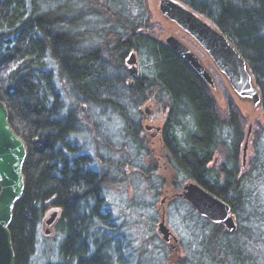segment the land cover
Instances as JSON below:
<instances>
[{"label": "trees", "instance_id": "1", "mask_svg": "<svg viewBox=\"0 0 264 264\" xmlns=\"http://www.w3.org/2000/svg\"><path fill=\"white\" fill-rule=\"evenodd\" d=\"M177 1L244 58L264 121V0ZM151 29L146 0H0V102L27 149L24 192L9 226L15 264H30L50 211L54 222L60 213L63 239L60 260L46 264H184L156 231L167 184L174 197L166 195V216L174 212L188 232L187 224L199 219L211 229L210 248L194 250L193 264L203 257L206 264H233V244L252 236L239 223L237 231L225 230L176 196L193 181L242 215L246 118L229 96L223 117L210 87ZM131 52L140 65L132 79ZM151 98L166 110L160 134L172 175L167 182L148 162L142 136L140 108ZM130 181L126 206L152 231L143 237L132 223L118 222L107 197V189ZM139 181H146L150 201Z\"/></svg>", "mask_w": 264, "mask_h": 264}, {"label": "rangeland", "instance_id": "2", "mask_svg": "<svg viewBox=\"0 0 264 264\" xmlns=\"http://www.w3.org/2000/svg\"><path fill=\"white\" fill-rule=\"evenodd\" d=\"M160 1L161 0H146L147 7L151 15V34L162 41L172 34L184 40L187 45L198 54L206 67L212 72L217 87L211 90L216 97L218 109L223 117L226 116V100L229 96V98L235 102L241 113L246 118V127L240 144L239 163L242 166L245 177L249 178V182L246 183V195L244 197V203H242V209H244V211H241L242 215H239V217H237L238 215H235L234 217L236 219L237 226L239 223L241 230H245L248 232L247 234L252 233V236L250 239H247L244 235H240V238H238L244 243V245L233 244V264H264V121L262 110L258 106L254 107L249 101H242L233 93L224 77L218 73V69L214 66L212 61L209 59L205 51L198 45V43L190 35L177 27L176 24L166 20L161 15L158 8ZM129 67L131 66L127 65L128 72L130 69ZM138 69V74H140L139 64ZM140 115L142 136L146 140L150 152L148 162L156 163L160 168L159 171H161L164 180H166V182L167 180L170 181L172 180L171 170L168 169L166 165L168 158L165 155L160 133L157 131V128L163 126L164 122L166 121V110L157 102H155L153 98H151L144 106L140 108ZM104 123L107 124V121ZM261 129L263 131L262 133H259ZM90 137L93 136L90 135ZM246 142L247 148L245 163L243 164V149ZM218 159V161H220L224 158L218 157ZM131 175L132 174L126 175V178L130 179ZM131 185L132 181L120 184V186H113V188L107 189V197L113 206L112 211L114 212L115 216H119L120 221L118 222H125V224L126 222L132 223L136 231V236L143 237L148 233H152V231H149V229L145 230L147 227L145 225V217L142 218L140 215L134 214L126 206V204H128L127 199H132L133 197L132 189H130ZM136 185L141 188L142 196L149 199L150 201L151 194L146 190L148 188L146 181H139V183L137 182ZM167 187L170 191L171 184H167ZM169 191H166L165 194L161 196L159 200L160 203L166 199L165 197ZM167 203L168 201L166 200L165 204L167 205ZM169 211L167 212L166 216V224L173 235L178 239L176 249L173 250V252L178 256V258H180V260L184 261V264H193L191 256L194 250H198L199 252L200 250L206 251V249L210 248V246L207 244V241L208 234L210 233L211 229L203 222L204 220L202 221L199 219L195 223H186L192 230L188 232V229L186 230V226H183L179 222V219L175 216L174 212L173 218L168 216ZM52 212L53 211H50L47 214V217H45L46 219L40 227V235L38 238L37 247L30 264H46L47 262H57L60 260L59 246L61 240L63 239V235L58 232L57 229L60 213L58 212L59 215L56 217V221L50 225L48 220L52 218ZM193 219L197 218L194 217ZM159 221L160 217H158L157 223ZM223 228L226 230L225 227ZM156 231H158V225L156 227ZM161 238L160 240H162ZM171 243L174 242L172 241ZM153 251L156 252L158 250L155 247ZM153 251L151 252L154 253ZM205 251H203V253H205ZM198 263L206 264L204 257L198 259ZM172 264L178 263L174 262Z\"/></svg>", "mask_w": 264, "mask_h": 264}, {"label": "water", "instance_id": "3", "mask_svg": "<svg viewBox=\"0 0 264 264\" xmlns=\"http://www.w3.org/2000/svg\"><path fill=\"white\" fill-rule=\"evenodd\" d=\"M158 8L166 20L176 24L198 43L239 99L249 101L254 107L260 104V92L254 84L248 64L222 32L177 0H161ZM164 42L199 75L210 89L217 87L213 74L184 40L172 34ZM126 63L131 66L129 67L130 77H139L138 57L134 52L126 58ZM128 83L131 84L130 81ZM157 131L159 132L160 128H157ZM246 148L247 142L243 149V164ZM26 157V146L13 131L9 123L8 111L4 103L0 102V264H15V252L9 226L13 219L14 207L24 192L23 166ZM167 196L168 199L174 197L171 192ZM167 196L161 202L158 233L165 243L176 249L178 239L166 224L164 204ZM176 196L188 202L202 217L224 226L229 232L237 231L238 226L230 205L198 183L193 181L186 183ZM53 222L54 218L48 221L50 225ZM172 241L174 243H171Z\"/></svg>", "mask_w": 264, "mask_h": 264}, {"label": "flooded vegetation", "instance_id": "4", "mask_svg": "<svg viewBox=\"0 0 264 264\" xmlns=\"http://www.w3.org/2000/svg\"><path fill=\"white\" fill-rule=\"evenodd\" d=\"M161 127H162V126H161ZM161 127H160V128H161ZM159 133H161V129H160ZM160 136H161V134H160ZM161 141H162V138H161ZM162 144H163V142H162Z\"/></svg>", "mask_w": 264, "mask_h": 264}, {"label": "bare ground", "instance_id": "5", "mask_svg": "<svg viewBox=\"0 0 264 264\" xmlns=\"http://www.w3.org/2000/svg\"><path fill=\"white\" fill-rule=\"evenodd\" d=\"M209 71H210V69H209ZM211 72V71H210ZM212 73V72H211ZM218 73H220V72H218ZM221 75V74H220Z\"/></svg>", "mask_w": 264, "mask_h": 264}]
</instances>
